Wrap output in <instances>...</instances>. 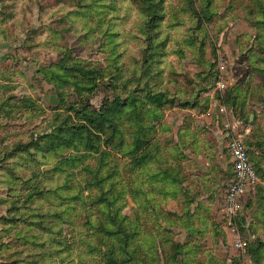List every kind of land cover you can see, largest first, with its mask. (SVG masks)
<instances>
[{"label":"rangeland","instance_id":"obj_1","mask_svg":"<svg viewBox=\"0 0 264 264\" xmlns=\"http://www.w3.org/2000/svg\"><path fill=\"white\" fill-rule=\"evenodd\" d=\"M257 25L264 0H0V264H252L223 211L231 177L214 211L157 186L164 120L196 119L155 98L199 102L220 78L262 92ZM234 220L246 240L244 197Z\"/></svg>","mask_w":264,"mask_h":264},{"label":"crops","instance_id":"obj_2","mask_svg":"<svg viewBox=\"0 0 264 264\" xmlns=\"http://www.w3.org/2000/svg\"><path fill=\"white\" fill-rule=\"evenodd\" d=\"M261 70H264L263 66ZM262 76L261 83L264 85V73H262ZM0 81L2 80L0 79ZM2 82L7 83L5 79ZM261 91L245 93L246 118L244 119V124L250 128V131L245 136L246 146L249 149L250 160L257 169L258 183L256 188L246 192L243 197L245 208L244 235L247 240L245 241L247 245L248 242L253 244L260 242L261 250H264V86H262ZM204 95L201 101L197 102L198 106L195 107L168 106L173 110L182 109V112H188L196 120L191 126H185L180 121H172L171 123L164 120V130L166 132L171 131L170 136L173 137L172 141L168 143V149H172L171 153H176L177 149H179L178 152L180 153V155L173 157L170 156L172 154H169L168 151L165 161L176 164L177 159H180L183 175L187 180L185 185L189 187V189L185 188L184 192L202 194H200L197 201L191 204V207L199 206L202 211H214L217 206L212 201L211 194L214 193L215 189H218L222 182H225V179L231 177V181L233 178V163H231L230 174H228L226 166V156L229 155L231 158L228 147L229 135L231 129H238L241 123L232 118L231 110L221 102L223 92H207ZM223 113H226L228 119H224ZM226 125H229L230 128H226ZM190 180L195 183L193 184ZM173 200L177 202L175 197ZM225 206L224 195V212ZM199 216L201 218V214ZM204 221L205 224H214L210 219ZM231 231L235 233L233 227ZM213 235L212 233L211 236L214 238ZM246 248L247 246L245 250ZM262 255L264 256L263 253ZM249 258L248 262L252 263L251 258Z\"/></svg>","mask_w":264,"mask_h":264},{"label":"trees","instance_id":"obj_3","mask_svg":"<svg viewBox=\"0 0 264 264\" xmlns=\"http://www.w3.org/2000/svg\"><path fill=\"white\" fill-rule=\"evenodd\" d=\"M255 29H257L256 34L258 35V37H261L263 39V42H264V26L263 25H261V26H258L257 25V27ZM262 50L264 51V46L262 47ZM86 76H87V72H86ZM242 93H243V95H242ZM245 93L246 92H241L239 90V88L233 86L232 88L228 89L227 92H225L224 95H223V97L221 98V102L224 103L231 110V112L234 113L235 117L237 118L236 120L238 122H240L241 125L243 123L244 126H245L244 119L246 118V114H245L246 113L245 112ZM173 98L174 97H172V95L169 92H163V93H161V95L159 94L158 97L155 98V102H158L156 104V107L157 108H160L158 111L159 112L161 110L163 111V109H165L167 106L178 105V104H175ZM180 103H181L182 106H191V107L198 106V103L197 102H193V103L190 102L189 103V102H186L185 101V103H183V102H180ZM242 104H243V111H242V108H241ZM119 111L120 110L118 108V110L116 111V113H118ZM103 117H104V119H106L108 122L111 123L112 120L114 119L115 115L113 114L112 118L110 117V115H106L107 118H105V115ZM87 119L90 122H94V119H92L91 117H89ZM155 127H156V125H155ZM162 128H165V125L164 124H162ZM154 130H155V128H154ZM71 131L74 133L76 131V129H71ZM154 139H155V137L152 139V147L154 146L155 143H156L155 145L159 146L157 144V142H155ZM66 141L68 143H72L73 138H71V139L70 138H67ZM245 143H246V139H245ZM168 151H169V154H172L170 156H173L174 157L175 155L176 156L180 155V153L178 152L179 149H177V152L176 153H171L172 152V149H166V152L167 153H168ZM247 153H248V158L250 160V157H249V149H247ZM165 159H164V166L166 167V171H164L165 177L164 178H161V177L159 178L158 177L159 176L158 175L159 174L158 172L160 170L158 169V171H156V175L158 177V179L156 180L157 186L160 187V188L161 187L163 188V186L165 187V189L167 190L166 191L167 192V197L169 195L170 196L172 195L171 197H173L174 194L177 195V193H179V192L180 193L183 192L182 194H184L185 187L175 188V184H177V183H174L175 182L174 181L175 180V177H177L176 175H179V177H181L182 179H185V176L183 175V171H182V168H181V165H180V161L181 160L176 158L177 159L176 164L175 163L172 164L171 162L167 163L165 161ZM250 162H251L252 166L254 167L255 172L257 174V169H256L255 165L252 163L251 160H250ZM173 175H175L174 179L172 177ZM176 182H177V180H176ZM256 186L254 188H256ZM160 188H158V192L159 193L161 191ZM152 190H153V185H152ZM163 191H164V189H163ZM182 199H183V201H182ZM182 199L180 201L182 203H189V206H191V204L195 201V200H192V198H188L187 196H184ZM188 208L189 207H187L185 209L188 210ZM197 208L199 210V206H197ZM200 210H201V208H200ZM186 214H188V212H186ZM195 216H197V214H194V217ZM198 217H200L199 214H198ZM260 244H261L260 242H257V243H254V244L248 242V245H247V248H246V252L249 254V256H250L253 264H263L264 256L262 255V253L264 254V250H261V245Z\"/></svg>","mask_w":264,"mask_h":264},{"label":"built area","instance_id":"obj_4","mask_svg":"<svg viewBox=\"0 0 264 264\" xmlns=\"http://www.w3.org/2000/svg\"><path fill=\"white\" fill-rule=\"evenodd\" d=\"M216 86L219 93L224 90L225 84L221 78L216 82ZM226 128L229 129V125H226ZM249 131V126H243L239 131L237 128L234 130L232 128L228 142L233 163V178L228 184L225 194V212L230 218L229 224L232 225L235 233L236 228L233 222L239 211L240 200L246 192L254 189L258 183V175L248 158L247 146L245 143V136ZM234 246L238 250H244L247 246V242L241 238L239 233H236L234 237Z\"/></svg>","mask_w":264,"mask_h":264}]
</instances>
